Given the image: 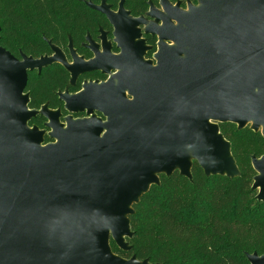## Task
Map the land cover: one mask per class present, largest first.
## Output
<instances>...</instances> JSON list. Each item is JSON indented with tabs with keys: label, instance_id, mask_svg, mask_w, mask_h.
Wrapping results in <instances>:
<instances>
[{
	"label": "water",
	"instance_id": "obj_1",
	"mask_svg": "<svg viewBox=\"0 0 264 264\" xmlns=\"http://www.w3.org/2000/svg\"><path fill=\"white\" fill-rule=\"evenodd\" d=\"M124 3L116 12L105 0L86 3L113 26L118 55L103 31L102 52L87 37L88 62L70 40L72 65L50 41L53 55L38 59L0 46V264H152L111 247L132 249L130 216L141 197L161 175L191 181L193 162L208 177H238L220 124L264 138V0H188L187 11L160 0L162 10L150 3V24ZM142 27L158 37L155 63ZM55 64L71 84L80 74L109 75L60 94L68 113L86 118L64 124L59 110L29 108L28 74ZM38 114L50 132L29 127ZM251 164V190L264 202V155ZM247 259L264 264V255Z\"/></svg>",
	"mask_w": 264,
	"mask_h": 264
},
{
	"label": "trees",
	"instance_id": "obj_2",
	"mask_svg": "<svg viewBox=\"0 0 264 264\" xmlns=\"http://www.w3.org/2000/svg\"><path fill=\"white\" fill-rule=\"evenodd\" d=\"M102 0H0V46L19 57L20 52L38 59L52 53L48 44L65 49L69 40L79 45L87 33L93 34L104 18L86 3ZM117 6L120 0H105ZM185 3L188 0H169ZM196 3V0H189ZM150 3L158 0H125L133 15L145 13ZM68 84L64 70L46 68L31 75L27 91L31 92L30 109L49 103L56 108L55 92ZM220 132L231 145L240 175L206 176L193 162L192 180L179 172L160 176V185L152 186L134 205L130 216L134 237L128 242L130 252L120 251L113 242L116 255L152 264H249L248 254L264 255V202L251 190L257 175L251 167L241 165L231 128L245 140L264 142L260 132L250 126L238 130L237 125H219ZM249 159L256 152H249Z\"/></svg>",
	"mask_w": 264,
	"mask_h": 264
},
{
	"label": "flooded vegetation",
	"instance_id": "obj_3",
	"mask_svg": "<svg viewBox=\"0 0 264 264\" xmlns=\"http://www.w3.org/2000/svg\"><path fill=\"white\" fill-rule=\"evenodd\" d=\"M120 1H119V3H120ZM159 2H160V0H158V3L157 4H154V3H151V4H153V6L156 9L162 10L161 7H160V5H159ZM177 2H175V3H172L171 2V3L173 5H175ZM119 3H118V5L116 7L115 6H112L110 4H108V5H110L111 8H112V10L114 12H116L118 10ZM100 4H98V5H100ZM193 4L197 5L196 3H193ZM124 6H125V9L128 12H130L126 8L125 3H124ZM180 7L182 9L186 10V8H187V1H185L184 4H183V2H181ZM149 11H150V4H149L148 9H147V11L145 13H143V14H141L139 16H135V15L132 14V12H130V15L132 17H134V18L145 17L147 19V22L150 24V23H153L154 22V19L149 18L147 16V13H149ZM100 15H102V14H100ZM102 16H103L104 22H105L104 26L103 25H100L99 28H98V30L96 32H94L93 34L87 33L85 35V37L83 38V40L79 43V45H75V43L72 42L73 48L76 51L78 57L83 58V60L86 61V62L95 59V54L93 53V51L90 50L89 48H87L88 46H90V43L87 41V37L90 36V38L95 42V44H97L99 46V50L102 52V48H101L102 41L100 39V37L102 36V34H101L102 31L106 33L107 41L112 44V53L113 54H116V55H118L120 53V50H118L116 48V44L113 43V39H114V37H113V31H114V28L110 24V22L107 20V18L104 15H102ZM141 30H142V39L145 40L147 46L151 47V50L146 55V60H151V61H153L155 63V60L153 59V55L155 53H157V50H158V47H157L158 37L157 36H152V35L145 34L144 27H142ZM69 43H70V40H69V42H68V44H67V46H66L65 49H62V48H60V49L62 50V53L64 54L67 62L70 65H72L73 64V59H72L71 54H70L69 49H68ZM51 55H53V53H51L50 55H45V56H51ZM15 57H17V56H15ZM17 58H20V54H19V57H17ZM53 66H58L59 69L64 70V72H65V74L67 76V79H68V84L65 86L64 90H59V91L55 92L56 102L58 103L57 104L58 106L56 108H54V109L53 108H50L49 107V103H46L43 106H47V108L49 110H51V111H57V110H59L60 113H61V115H62L61 123H64V124H65V122L63 121V119L65 117H67V116H72L74 119H83V118H86L87 117L86 112H84V113H78V114H70V113H68L64 109L65 103H64L63 100H61L60 94H64V93H69L71 95L78 94L79 92L82 91V88H83L84 83H88V82L103 83V82H106L109 79V75H105L101 71H94V72H91V73L80 74L78 76V78L76 79L75 83L74 84H71V79H72L71 73L69 71H67L60 64H55ZM53 66H50V67H53ZM44 69H46V68H44ZM42 71L40 73L38 71L30 72L28 74V82H29V77L31 75H37L38 76V75H40L42 73ZM27 86H28V83H27ZM24 94L25 95L26 94H29V98L31 100V92L30 91H27V87H26V90H25ZM42 107L40 109H34V110L40 111L42 109ZM97 116L100 117V118H102L103 120H105V118H103L102 115L97 114ZM47 122L48 121L43 116H41V115L38 114L35 118H33L29 122V127L32 128L33 126H36L40 130H46L47 132H50V130L49 129H46V127L44 126L45 123H47ZM40 124L42 125V127L40 126ZM49 142H51L50 139L48 137H45V143H49Z\"/></svg>",
	"mask_w": 264,
	"mask_h": 264
},
{
	"label": "rangeland",
	"instance_id": "obj_4",
	"mask_svg": "<svg viewBox=\"0 0 264 264\" xmlns=\"http://www.w3.org/2000/svg\"><path fill=\"white\" fill-rule=\"evenodd\" d=\"M40 126L42 127L41 124ZM229 133L231 135V140L236 145V150L241 165H245V167L247 166L251 167L249 152H256L258 155H262L264 153V142H260L258 139L245 140L244 135L237 134L234 128H231Z\"/></svg>",
	"mask_w": 264,
	"mask_h": 264
}]
</instances>
